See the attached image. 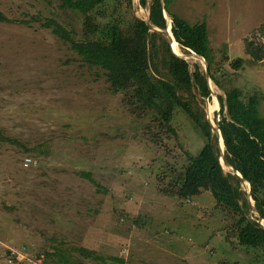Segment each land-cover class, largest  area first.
<instances>
[{
	"label": "rangeland",
	"instance_id": "rangeland-1",
	"mask_svg": "<svg viewBox=\"0 0 264 264\" xmlns=\"http://www.w3.org/2000/svg\"><path fill=\"white\" fill-rule=\"evenodd\" d=\"M116 4L126 21L149 19V0H112L109 9ZM170 8L207 23L224 89L257 92L264 114V60L250 53L264 44V0H171ZM0 10L15 20L0 22V128L18 141L0 140V264H103L81 247L126 264H264V249L226 237L232 217L211 191L185 200L159 192L206 142L184 111L174 112L173 130L132 114L104 70L44 26L55 18L83 38V15L59 0H0ZM195 62L205 70L201 59L191 70ZM207 81L211 98L196 93L194 102L216 131L212 104L224 91ZM26 157L37 161L25 166ZM249 216L258 213L250 207Z\"/></svg>",
	"mask_w": 264,
	"mask_h": 264
},
{
	"label": "trees",
	"instance_id": "trees-1",
	"mask_svg": "<svg viewBox=\"0 0 264 264\" xmlns=\"http://www.w3.org/2000/svg\"><path fill=\"white\" fill-rule=\"evenodd\" d=\"M44 1L51 3L53 0ZM59 1L61 7L83 15V38H76L72 29H67L55 18L44 21V26L69 43L86 63L103 69L112 90L122 92V100L132 114L140 117L142 113H150L159 122V127L173 130L174 112L181 109L206 139L197 154L186 152L188 163L181 170L172 167L175 176L169 184L158 188L159 192L185 200L200 195L203 190L211 191L218 205L227 209L232 217L233 226L226 237L235 236L237 243L246 248L264 249V228L258 218L249 216L246 191L237 175L224 170L217 133L203 109L195 107L196 93L203 98L212 96L201 63L195 62L191 70L192 59L177 56L163 33L137 16L126 21L120 13H115L117 4L109 9L112 0ZM131 2L128 0L129 4ZM147 2L140 0L142 5ZM170 4L171 0H149V21L155 27H168L165 9L171 19L172 34L182 51L187 53L190 48L205 57L211 80L224 91L218 95L222 106L218 98L216 105L215 102L212 104L214 110L222 107L218 122L225 146L223 155L229 165L252 184L251 197L264 220V114L260 108L261 97L256 92L246 98L238 87L224 89L216 76V72H222L223 68L221 64L217 65L212 53L207 23L188 21L174 13ZM12 21L15 20L0 10V22ZM250 53L264 60V44L254 47ZM243 60L238 57L232 62L237 71ZM0 140L18 143L3 134L1 128ZM78 249L85 257L100 259L103 264H125L123 255L106 258L94 255L93 249ZM60 259L53 264H61ZM42 264L48 263L43 261Z\"/></svg>",
	"mask_w": 264,
	"mask_h": 264
},
{
	"label": "water",
	"instance_id": "water-1",
	"mask_svg": "<svg viewBox=\"0 0 264 264\" xmlns=\"http://www.w3.org/2000/svg\"><path fill=\"white\" fill-rule=\"evenodd\" d=\"M164 4V3H163ZM164 14H165V18H166V24H168V25H170V31H168L167 30V26L165 27V28H159V27H155V26H153L152 24H151V22L149 21L150 20V17H148L149 19L146 21L145 20V22H147V24L151 27V28H154V29H156V30H158L159 32H161V33H163L164 35H165V37L168 39V41H169V43H170V45H171V49H172V51L177 55V56H179V57H182V55H180V54H178V53H176L175 51H174V49L172 48V42H171V40H175V38H174V36H173V34H172V24L171 23H169V21H167L168 19H167V15H168V13L166 12V10L164 9ZM168 17H169V15H168ZM187 50L188 51H190V52H192V53H189V54H186L187 56L188 55H195L196 57H198V59H201L203 62H204V64H205V74H206V77H207V79L210 81L211 80V78H210V74H209V69H208V63H207V61H206V59H205V57L204 56H202V55H199L198 53H196L195 51H193L192 49H190V48H187ZM183 58V57H182ZM210 90H211V87H210ZM211 95H212V90H211ZM219 99V98H218ZM219 103H220V105L222 106V103H221V101H220V99H219ZM220 106V107H221ZM222 108V107H221ZM221 108H220V111H221ZM220 111H219V114H220ZM213 129H214V127H213ZM215 130H216V133H217V136H218V139H219V141L221 142L222 141V145H221V143H220V145H219V149H220V160H222L223 159V161H225V163H227V164H229L228 163V161L225 159V157H224V148H225V146H224V140H223V137H222V134H221V131H220V128H219V124L217 123V127H215ZM231 165V164H230ZM231 167H232V172H233V174H235V175H237L238 176V178L240 179V182L241 183H245V182H248L249 183V185H250V188H249V191H248V193H249V198H248V201H249V204H250V207L251 208H254L256 211H257V213H258V219H257V221L260 223V225L264 228V224H263V222H261L262 220H263V218H262V216H261V214L259 213V211L256 209V207H255V204L252 202L253 200H252V197H251V193L250 192H252V184L248 181V180H246L242 175H241V173L235 168V167H233L232 165H231ZM264 221V220H263Z\"/></svg>",
	"mask_w": 264,
	"mask_h": 264
},
{
	"label": "bare ground",
	"instance_id": "bare-ground-1",
	"mask_svg": "<svg viewBox=\"0 0 264 264\" xmlns=\"http://www.w3.org/2000/svg\"><path fill=\"white\" fill-rule=\"evenodd\" d=\"M167 30L168 31H170V28H169V25H168V27H167ZM171 42H172V48H174V51L176 52V53H178V54H181V55H183L182 54V52H181V49H180V46H179V44L176 42V40H171ZM188 57V59H192V60H197L198 59V57H196L195 55H188L187 56ZM215 98V100H214V102H215V105H216V103H217V98L216 97H214ZM214 106H213V109H212V111L214 110ZM217 110V109H216ZM214 112V111H213ZM221 145H222V141H221ZM224 167H226L225 165H223ZM227 167L231 170L232 169V167L229 165V164H227ZM226 167V168H227ZM247 183V182H246ZM247 185H248V183H247ZM249 186V185H248ZM249 188H250V186H249Z\"/></svg>",
	"mask_w": 264,
	"mask_h": 264
},
{
	"label": "built area",
	"instance_id": "built-area-1",
	"mask_svg": "<svg viewBox=\"0 0 264 264\" xmlns=\"http://www.w3.org/2000/svg\"><path fill=\"white\" fill-rule=\"evenodd\" d=\"M37 161V160H36ZM36 161H34L31 157H26L25 159H24V165L25 166H29V165H31L32 163H34V162H36ZM16 252H14V251H12V254H15ZM42 262V261H41Z\"/></svg>",
	"mask_w": 264,
	"mask_h": 264
},
{
	"label": "crops",
	"instance_id": "crops-1",
	"mask_svg": "<svg viewBox=\"0 0 264 264\" xmlns=\"http://www.w3.org/2000/svg\"><path fill=\"white\" fill-rule=\"evenodd\" d=\"M125 264H126V262H125Z\"/></svg>",
	"mask_w": 264,
	"mask_h": 264
}]
</instances>
